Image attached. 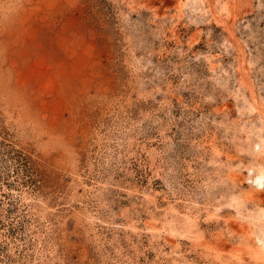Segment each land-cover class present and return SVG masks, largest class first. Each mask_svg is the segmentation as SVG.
<instances>
[{
	"label": "rangeland",
	"instance_id": "obj_1",
	"mask_svg": "<svg viewBox=\"0 0 264 264\" xmlns=\"http://www.w3.org/2000/svg\"><path fill=\"white\" fill-rule=\"evenodd\" d=\"M263 115L264 0H0V264H264Z\"/></svg>",
	"mask_w": 264,
	"mask_h": 264
},
{
	"label": "bare ground",
	"instance_id": "obj_2",
	"mask_svg": "<svg viewBox=\"0 0 264 264\" xmlns=\"http://www.w3.org/2000/svg\"><path fill=\"white\" fill-rule=\"evenodd\" d=\"M224 8H225V6H224ZM216 63V62H215ZM251 94V93H250ZM255 102V101H254ZM262 115V114H261ZM264 116V115H263ZM261 140H259V142H260ZM263 141V140H262ZM257 142V141H256ZM264 142V141H263ZM263 145H264V143H262ZM259 145H261V143L259 144ZM263 145H261V147L263 146ZM262 149H263V147H262ZM250 172V171H249ZM252 172H254V170L252 171ZM251 175V174H250ZM239 177H241V176H239ZM236 179H237V176L235 177ZM251 182H253V185L255 186V187H260V186H263V181H264V169H260V170H256V172H254L253 174H252V177H251ZM253 196V194H251V197ZM241 227H242V225H241ZM243 227H244V225H243ZM245 228V227H244ZM264 232V231H263ZM262 232V233H263ZM264 235L262 234V237H263ZM262 237H260V239H258L259 240V243H260V246H261V248H262V250L264 251V239L262 240L261 238ZM264 263V262H263Z\"/></svg>",
	"mask_w": 264,
	"mask_h": 264
}]
</instances>
